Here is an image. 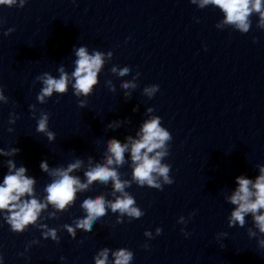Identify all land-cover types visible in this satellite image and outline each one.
<instances>
[{
  "label": "water",
  "instance_id": "1",
  "mask_svg": "<svg viewBox=\"0 0 264 264\" xmlns=\"http://www.w3.org/2000/svg\"><path fill=\"white\" fill-rule=\"evenodd\" d=\"M222 18L215 6L199 9L189 0H28L23 8L0 7V21H5L0 27V87L9 97L8 104H0V148L20 149L14 159L37 179L38 194L50 182L40 171L42 160L66 167L80 158L82 168L71 175L83 180L85 168L103 162L105 139L124 142L125 136H134L146 107H153L172 136L165 162L174 179L162 190L135 183L126 188L144 211L139 219L123 217L117 224L118 214L109 211L90 232L77 230L69 237L61 229L59 243L42 239L31 227L22 234L0 227L5 264H93L102 247L130 249L132 264H264V250L247 235L253 228L251 216L244 227L229 228L226 217L234 206L225 202L234 177H254L256 165L264 164V30L257 13L246 34L222 24ZM8 28L15 31L4 36ZM81 44L111 50L109 64L139 71L138 87L125 102L119 80L131 79L132 73L115 76L106 64L86 107H77L71 89L37 104L50 113L49 127L56 134L50 144L36 133L28 110L40 89L35 77L43 72L58 76L61 64L71 73L72 48ZM108 80L115 86L112 91ZM151 84L159 85V91L148 99L141 93ZM10 112L20 117L14 125L7 124ZM110 120H120L121 126L108 127ZM9 126L12 133L6 131ZM4 159L0 157V178L6 172ZM125 159L128 163L119 171L121 179L130 180L127 153ZM97 194L113 199L111 181L107 186L94 182L59 219L46 223H71L81 214L79 198ZM194 209L196 214L183 226L190 233L185 238L176 221L180 215L187 219ZM156 227L162 229L159 236ZM146 229L153 231V239L144 237ZM220 232L227 236L218 240ZM32 239L39 244L19 256Z\"/></svg>",
  "mask_w": 264,
  "mask_h": 264
},
{
  "label": "clouds",
  "instance_id": "2",
  "mask_svg": "<svg viewBox=\"0 0 264 264\" xmlns=\"http://www.w3.org/2000/svg\"><path fill=\"white\" fill-rule=\"evenodd\" d=\"M191 4L203 9L208 5L215 6L222 13L221 23L232 26L234 31L241 34L249 32L251 27V16L253 13L259 15L258 26L264 30V0H189ZM28 0H0V7L23 8ZM75 3V0H73ZM196 22L199 19L196 18ZM5 21H0V27ZM216 28L220 24L215 25ZM15 31L8 28L3 35L8 36ZM253 42L256 38L253 37ZM73 70L71 73L65 70L63 64L57 67L58 76L50 72H43L35 77V82L40 84L36 94V104H30L28 110L30 118L35 121V131L42 134L48 143L56 139V134L49 127L50 113L37 104H47L55 94L57 97L66 94L71 89L72 95L76 98L77 107L87 106L88 97L92 95L95 86L99 83V74L108 65V71L115 76H125L132 73L131 79L119 80V88L127 102L132 92L138 87L137 78L139 71L133 72L127 64H109L112 60L111 50L89 49L87 45H74L71 51ZM107 89L114 90L115 86L111 80L106 81ZM159 91V85H146L141 95L151 99ZM59 102L58 100L56 101ZM9 97L5 90L0 87V104H8ZM133 112L138 107H133ZM153 107H146V118L141 121L135 135L124 137V142L109 136L104 141L105 151L102 153L103 162L96 161L90 164L83 171V180L79 175H71L74 170L81 169L83 161L76 158L65 166H50L47 160L39 164L40 171L50 177V182L42 187L38 194L37 179L30 175L28 169L21 163L17 165L14 159L20 152L17 147L0 148V157L5 158L3 167L6 169L0 178V227L7 225L8 230L14 234H22L30 227L38 230L42 239H50L59 243L58 233L65 231L69 237H75L77 230L90 232L93 224L110 211L118 214L116 223H122L123 217L128 221L139 219L144 211L137 205L135 198L126 191L135 183L138 187H149L162 190L164 185H171L174 179L170 176L171 165L165 162L169 156L170 142L172 136L167 128L162 126L161 117L153 114ZM15 112L9 113L8 125H14L19 119ZM108 127L113 129L121 126L120 120H110ZM8 133L13 132L12 127H7ZM130 159L131 179H121L119 169L128 163L125 154ZM91 159V157H89ZM257 175L249 177L241 174L234 177V187L230 194L225 197V202L234 206L230 209L226 219L229 228L244 227L246 216L250 215L253 228L249 229V239L256 238L258 250H264V164L256 165ZM101 182L107 186L112 183L113 199L109 200L104 195H83L79 198L78 207L80 215L71 219V223H63L57 227H49L46 221L59 219L58 214L68 211L76 203L80 193L87 192L89 186L94 182ZM119 193V195H115ZM45 213L47 215H45ZM196 214V210L188 213V218L180 215L176 223L182 225L181 234L187 238L190 233L185 231L188 219ZM156 236L162 233L160 227L154 229ZM144 237L153 239V231L145 230ZM227 236L226 232L216 234L217 239ZM39 240L32 239L25 245L24 252L18 253L25 256L32 245L39 244ZM147 249V243L142 245ZM134 253L125 247L110 249L102 247L92 257L93 264H132ZM61 261L64 257H60ZM0 264H5V257L0 253Z\"/></svg>",
  "mask_w": 264,
  "mask_h": 264
}]
</instances>
